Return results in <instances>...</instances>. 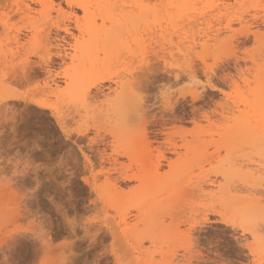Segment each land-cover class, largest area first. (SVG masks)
<instances>
[{"label": "snow or ice", "instance_id": "1", "mask_svg": "<svg viewBox=\"0 0 264 264\" xmlns=\"http://www.w3.org/2000/svg\"><path fill=\"white\" fill-rule=\"evenodd\" d=\"M16 7L24 9L15 18L16 40L9 45L0 41V186L16 189L32 206L29 219L38 224L18 229L4 242L0 264H41L31 253L47 247L53 223L63 237L56 264H264V192L259 206L239 212L181 193L166 258L138 260L133 255L126 233L115 226L118 209L107 202L100 183L116 150L112 136L103 124H73L47 102L49 84L81 55L88 5L27 0ZM106 7L160 6L116 0ZM229 7L236 14L221 19L226 31L209 36L203 46L182 43L178 57L160 54V45H150L148 35L121 51L116 79L130 93L127 115L139 137L159 129L163 141L166 126L220 128L230 126L233 113H249L245 127L258 137L264 157V0H236ZM256 60L258 82L249 79ZM111 80L106 72L94 75L93 87L98 90ZM261 165L264 184V159ZM20 237L28 241L23 245L27 255Z\"/></svg>", "mask_w": 264, "mask_h": 264}, {"label": "rangeland", "instance_id": "2", "mask_svg": "<svg viewBox=\"0 0 264 264\" xmlns=\"http://www.w3.org/2000/svg\"><path fill=\"white\" fill-rule=\"evenodd\" d=\"M19 2L26 3L27 0H0V41L5 45L16 40L12 34L13 28L17 27L15 18L24 12L23 8L16 7ZM73 2L88 5L82 52L75 64L68 66L70 77L61 75L56 79L58 85L53 87L56 92L48 89L47 102L62 109L73 124H103L107 134L112 136L116 150L106 161L105 180L100 183L107 202L118 209L115 226L126 233L133 255L138 260L166 258L170 244L174 243L172 220L181 193L216 201L226 211L239 212L259 206L264 192L261 183L264 157L258 137L254 139L245 127L251 114L233 113L230 126L220 128L189 127L187 124L166 126L168 134L163 141L159 137L164 133L159 129L150 130L148 137L153 145L149 153L144 139L138 136L137 126L128 124V115L125 117L132 103L131 96L116 85L122 83L116 78L120 76L118 57L124 48L139 43L144 35H148L150 45L152 42L160 45V54L178 57L184 51L180 47L182 43L203 46L209 36L215 38L219 32L226 31L220 21L236 14V9L229 7L236 0H118L121 4L142 2L160 6L136 10L106 7L116 0ZM166 3H188L195 7L168 8L164 7ZM47 15H53L51 9ZM259 65L260 61L256 60L257 70L251 73L250 80L257 81ZM105 72L112 80L98 91L93 87L94 75ZM82 97L84 102H81ZM170 134L178 146L185 143L192 146L178 148L179 154H175L172 149H167ZM125 151L134 154L132 167ZM162 154L167 161L161 159ZM114 156L119 159L118 164L121 163L117 168L126 170H114L111 166ZM158 162L162 167L159 174H155L154 167ZM169 162L173 164L172 168ZM126 176L131 180H124ZM198 202L194 201V205ZM32 211L31 204L26 203L16 189L0 186V248L16 236L18 229L37 227L38 222L29 219ZM47 231V247L33 250L31 258L38 259L41 264H56L63 237L56 223ZM19 242L21 251L27 255L28 250L23 245L28 241L20 237Z\"/></svg>", "mask_w": 264, "mask_h": 264}, {"label": "bare ground", "instance_id": "3", "mask_svg": "<svg viewBox=\"0 0 264 264\" xmlns=\"http://www.w3.org/2000/svg\"><path fill=\"white\" fill-rule=\"evenodd\" d=\"M25 1V0H24ZM135 1H138V0H135ZM14 2V1H13ZM12 3V2H11ZM20 3V2H19ZM27 3V2H26ZM11 5V4H10ZM24 10V9H23ZM19 12V11H18ZM18 15V14H17ZM142 27V25H140V28ZM62 76H64V78H67V77H70V75H69V73H63L62 74ZM57 83H56V80H54L53 82H51L50 84H49V86H48V89H50V91L51 92H56L55 90H56V88H53L54 86L55 87H57ZM116 85L118 86V87H120V88H122V90L123 91H126V93H128V94H130L129 93V91L123 86V84L122 83H119V82H117L116 83ZM113 87V86H112ZM103 88V87H102ZM102 88H99L98 89V91H100ZM111 88V87H110ZM102 93H103V91H102ZM129 107H130V104H129V106H128V109H129ZM126 115H125V117H127V113H128V110H126ZM123 116V115H122ZM124 117V116H123ZM128 118V117H127ZM111 119V118H110ZM127 122H128V124H133V123H131V121L128 119L127 120ZM130 122V123H129ZM125 124V123H124ZM127 124V126H130V125H128ZM131 127V126H130ZM158 131V130H157ZM161 133V132H160ZM163 133V132H162ZM159 135V134H158ZM151 138V137H150ZM169 138H170V140L167 142V145H168V148L167 149H172L173 150V152L175 153V154H179V153H177V149L178 148H182V147H184L185 149H188L189 147H191L192 145H191V143L189 144H187V143H185L183 146H178V144L176 143V142H174V140H172L171 138V134L169 135ZM186 138V137H185ZM144 145H145V148L149 151V153L151 152V150H152V145H153V142L152 141H150L149 140V137H148V135L147 136H145L144 138ZM194 143V142H193ZM192 143V144H193ZM195 144V143H194ZM193 144V145H194ZM119 157V156H118ZM125 157L127 158V159H129V161L131 162V166L130 167H132L133 166V164L135 163V159H134V154H133V152H128V151H125ZM120 158V157H119ZM161 159H163V160H165V161H167V159H166V157L162 154V158ZM110 161V160H109ZM119 163V159L117 158V157H113V159H112V163H111V166L114 168V170L116 171H119V172H122L123 170H126L125 168H120V169H118L117 167L118 166H121L120 164H118ZM123 164V163H122ZM123 166V165H122ZM127 166V165H126ZM172 166H173V164L171 163V162H169V167H171L172 168ZM161 167H162V164L160 163V162H158L157 163V165H155V167H154V173L155 174H159V170L161 169ZM131 170V169H130ZM118 174V173H117ZM124 175H125V173H123ZM120 175V174H119ZM121 177V176H120ZM116 178V177H115ZM121 180V179H120ZM124 180H131V177H125L124 178ZM195 191H196V189H194ZM193 190V191H194ZM125 223H126V221H125Z\"/></svg>", "mask_w": 264, "mask_h": 264}]
</instances>
